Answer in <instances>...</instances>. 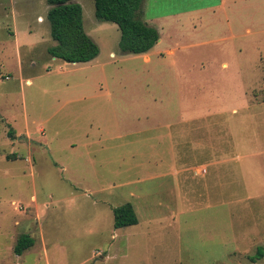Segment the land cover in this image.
Listing matches in <instances>:
<instances>
[{"label":"rangeland","instance_id":"1","mask_svg":"<svg viewBox=\"0 0 264 264\" xmlns=\"http://www.w3.org/2000/svg\"><path fill=\"white\" fill-rule=\"evenodd\" d=\"M75 1L89 63L48 54L47 0H0V264H264V0H144L143 55Z\"/></svg>","mask_w":264,"mask_h":264},{"label":"trees","instance_id":"2","mask_svg":"<svg viewBox=\"0 0 264 264\" xmlns=\"http://www.w3.org/2000/svg\"><path fill=\"white\" fill-rule=\"evenodd\" d=\"M143 2L144 0H94L96 18L119 27V47L123 54H147L160 40L158 30L138 18ZM47 3L50 7L48 21L51 36L57 43L48 48V54L54 59L73 64L89 63L97 58L99 47L86 33L82 6L75 0H47ZM10 134L13 136L12 132ZM114 218L116 229L139 224L131 203L116 208ZM34 244L33 238L23 235L15 247V254L23 255ZM256 257H264V247L257 249Z\"/></svg>","mask_w":264,"mask_h":264},{"label":"crops","instance_id":"3","mask_svg":"<svg viewBox=\"0 0 264 264\" xmlns=\"http://www.w3.org/2000/svg\"><path fill=\"white\" fill-rule=\"evenodd\" d=\"M41 19H43V18H41ZM16 35H17V34H16ZM15 39L17 40V36H16ZM38 43H39V42H37V40H36V41H34L33 43H30V45H26V47H30V49H33L32 47H35Z\"/></svg>","mask_w":264,"mask_h":264}]
</instances>
